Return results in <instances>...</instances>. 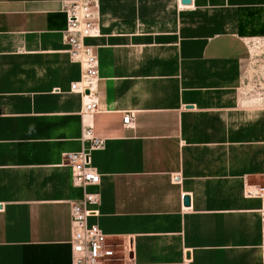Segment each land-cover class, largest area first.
Instances as JSON below:
<instances>
[{"label": "crops", "instance_id": "0c3cea01", "mask_svg": "<svg viewBox=\"0 0 264 264\" xmlns=\"http://www.w3.org/2000/svg\"><path fill=\"white\" fill-rule=\"evenodd\" d=\"M74 1L0 0V264H73L83 191L65 156L90 145L88 99L71 90L81 76L66 42ZM101 3L102 34L86 39L99 60V109L87 119L103 141L90 152L100 181L88 189L101 196L90 222L126 247L117 264H233L230 142L264 140L255 113L235 106L246 104L258 5Z\"/></svg>", "mask_w": 264, "mask_h": 264}, {"label": "rangeland", "instance_id": "374dc122", "mask_svg": "<svg viewBox=\"0 0 264 264\" xmlns=\"http://www.w3.org/2000/svg\"><path fill=\"white\" fill-rule=\"evenodd\" d=\"M232 1V8L234 9L239 0ZM244 2L258 5V7H256L257 11L254 14H249L252 20L249 22L251 27L247 29L251 56L243 69L242 93L246 104H235V106L238 109L242 108V112L246 110L255 113V118L258 121L256 133L264 136V0H244ZM101 6V0H93L92 20L98 29V34L95 37L102 34L103 15ZM207 15L201 14V20L206 19ZM223 15L227 20L226 24H228L231 16L233 19L235 14L230 11ZM221 31L226 30L225 28L205 30L208 35ZM92 45L95 49V45ZM93 114L89 115V118ZM230 144L232 154L233 264H264V196L256 193L260 187H264V140H233ZM221 152L224 151L221 150ZM239 196L245 199H242L241 203ZM245 231L246 234L241 236ZM117 245L120 249V244ZM125 248L124 246L120 250L123 251Z\"/></svg>", "mask_w": 264, "mask_h": 264}, {"label": "built area", "instance_id": "2783aa9c", "mask_svg": "<svg viewBox=\"0 0 264 264\" xmlns=\"http://www.w3.org/2000/svg\"><path fill=\"white\" fill-rule=\"evenodd\" d=\"M93 0H76L67 9L68 27L66 42L73 62L80 64L81 76L71 85V90L89 99L82 110V139L89 142L88 147L80 151L69 152L65 162L72 167V182L82 188L81 198L72 202V262L73 264H117L119 260L118 245L112 242L97 223L90 222L91 216L99 215L101 196L88 188L100 181V174L93 166L90 152L99 148L103 141L95 132L89 115L99 109L96 98L97 81L99 78V60L94 46L86 39L98 34L96 23L92 20ZM89 90V93L86 91ZM132 113L126 112L123 124L132 125ZM257 194L264 196V187Z\"/></svg>", "mask_w": 264, "mask_h": 264}, {"label": "water", "instance_id": "95a60500", "mask_svg": "<svg viewBox=\"0 0 264 264\" xmlns=\"http://www.w3.org/2000/svg\"><path fill=\"white\" fill-rule=\"evenodd\" d=\"M183 3H191V0H183ZM86 93H89V90H87ZM189 107H191V105ZM184 202H185V205H190V196L186 195L184 197ZM187 256L189 257L190 253H187Z\"/></svg>", "mask_w": 264, "mask_h": 264}, {"label": "bare ground", "instance_id": "6f19581e", "mask_svg": "<svg viewBox=\"0 0 264 264\" xmlns=\"http://www.w3.org/2000/svg\"><path fill=\"white\" fill-rule=\"evenodd\" d=\"M87 99H89V97H86Z\"/></svg>", "mask_w": 264, "mask_h": 264}]
</instances>
